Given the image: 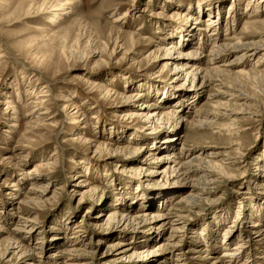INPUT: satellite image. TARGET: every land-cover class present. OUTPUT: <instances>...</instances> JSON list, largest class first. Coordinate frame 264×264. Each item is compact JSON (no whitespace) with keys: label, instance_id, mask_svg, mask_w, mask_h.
Masks as SVG:
<instances>
[{"label":"rangeland","instance_id":"obj_1","mask_svg":"<svg viewBox=\"0 0 264 264\" xmlns=\"http://www.w3.org/2000/svg\"><path fill=\"white\" fill-rule=\"evenodd\" d=\"M198 1L0 0V264H137L135 251L157 246L160 255L140 264H264L256 231L264 227V0H200L212 14L198 12ZM212 18L215 27L201 31ZM182 28L192 32L190 44ZM121 30L136 36H119ZM172 45L176 55L203 56L166 67L164 49ZM186 62L209 70V80L179 74ZM221 64H230L222 75L212 70ZM167 86L197 95L183 94L188 102L179 107L164 101ZM44 88L49 96L35 100ZM107 89L114 94L105 96ZM6 100L16 104L18 122ZM144 103L160 117L176 107L177 118L154 131L147 115L127 117ZM239 109L245 112L237 115ZM152 131L160 141L174 135V146L153 147L142 134ZM226 155L234 180L205 184L197 169ZM185 164L193 170L187 180L174 173ZM171 187L177 193L159 207L130 204ZM187 193L198 196L192 209L179 203ZM153 199L158 205L155 196L146 201ZM146 212L148 221L136 218ZM179 212L187 216L184 231L173 232L165 223ZM157 215L166 218L151 219ZM121 216L133 218L130 226ZM239 245L237 258L225 255Z\"/></svg>","mask_w":264,"mask_h":264},{"label":"bare ground","instance_id":"obj_2","mask_svg":"<svg viewBox=\"0 0 264 264\" xmlns=\"http://www.w3.org/2000/svg\"><path fill=\"white\" fill-rule=\"evenodd\" d=\"M256 1V0H255ZM207 5L208 4H205V3H203V2H201L200 0L198 1V4H197V8H198V12H201V11H205L204 10V8L206 9V10H208L211 14H212V10H211V8H208L207 7ZM209 6V5H208ZM127 13L128 12H125V13H123V14H121V15H119L118 16V18H116L114 21H113V23H117V22H120V21H123L124 20V18L125 17H127ZM190 20H192L191 18H190ZM50 22H53V20H50ZM208 22V21H207ZM216 21H215V18H212L208 23V25H207V28L206 29H199V30H201V31H207V30H211L212 29V26L214 25V23H215ZM125 24V23H124ZM118 26H116V27H113L112 26V31H111V33H113V32H115V30L114 29H116ZM183 27V26H182ZM185 27V26H184ZM214 27H215V25H214ZM213 27V28H214ZM181 31V33H180V37H181V39H182V41L183 42H185V41H187L186 43H188V44H190L189 42H191V40H192V37H193V35H192V32H190L189 31V29H183L182 28V30H180ZM209 32H211V31H209ZM120 33H123L124 35L126 34L127 35V37H134V36H136L135 35V33L134 32H128V33H126V32H123L122 30L120 31V32H118L117 34L120 36ZM115 34H116V32H115ZM172 35V34H171ZM173 36H175L174 34H173ZM119 38V37H118ZM207 38H214L213 39V42H214V40H216L217 38H216V36L213 34V33H211L210 35L208 34L207 35ZM206 38V39H207ZM173 39H178V38H176V37H173ZM172 39V40H173ZM181 41V42H182ZM184 44V43H183ZM216 44V43H215ZM234 45L236 46V44H233L231 47L232 48H229L230 50H233L235 47H234ZM120 46H122V45H120ZM120 46H118V49L119 48H121ZM214 47H217L218 49H217V53L220 51V48H219V45H214ZM213 47V48H214ZM222 47V46H221ZM234 47V48H233ZM176 49H177V46H175V45H172L170 48H165L164 49V51H165V55L162 57V58H164V59H166V63H164V66H169V65H175V63H176V61H174V60H177V59H179V58H182V57H191V58H194V59H199L200 57H202L203 56V54L201 53V51H199V50H197L196 52H195V55H192V54H189V53H180V52H177V54L178 55H176ZM254 51L256 50H259V48H252ZM212 52H214L213 50H212ZM257 53V52H256ZM255 53V54H256ZM244 55H252V53H245ZM35 58V56L33 55V57H32V60ZM196 59V60H197ZM38 60V59H37ZM195 60V61H196ZM196 62H199V61H196ZM196 62H186L184 65H182V66H180L179 67V74L181 73V74H184L185 76H186V78H192L193 77V81H194V79H196V76L197 75H199V77H198V80H200V79H202V84L203 83H205V81L206 80H209V79H207V76H208V71L209 70H205V69H203V68H201V67H199L198 65H196ZM34 64H35V62H33ZM230 64H221L219 67H217V68H214V69H212V70H214L215 72H217V74H220V75H222V73H224V72H226L225 70H222V67H228ZM216 67V66H215ZM237 73L238 74H240V75H242V76H245V77H247V76H249V74H250V72H248V71H246V70H244V69H239L238 71H237ZM253 78V77H252ZM251 78V79H252ZM256 79V78H255ZM87 83H88V81H87ZM86 83V84H87ZM202 86V85H201ZM91 88H93V89H95L96 91H101V89H103V88H100V86L99 85H95V83L94 84H91ZM100 88V89H99ZM92 90V89H91ZM104 90V89H103ZM170 90H171V88H170V86H167L166 87V90L164 91V93H163V95H164V101L166 102V103H171L172 101H173V103L175 102V103H177L178 105H179V107H183L185 104H187V102H188V100L186 99H183L184 98V95L183 94H187V95H185V96H188L187 98L189 99V97L190 96H192L193 98L197 95V93L196 92H194V91H192V90H190V92H186V93H179V91H178V93H176V92H173V91H171L170 92ZM90 91V90H89ZM107 91V93H105V91L104 92H102L105 96L107 95H113V94H109V92H110V90L109 89H107L106 90ZM181 91V90H180ZM92 92V91H91ZM235 92H237V90L235 91ZM238 93V92H237ZM49 96V90H48V88H44L43 90H41L37 95H35V100H43V99H45L46 97H48ZM143 96V92H140V93H132L131 95H128L127 97H125V100L126 101H131V100H136V99H138V98H140V97H142ZM231 98L233 97V98H239V101H242L243 100V98L244 97H246V96H244V95H242V94H239V95H236V96H234V94L233 95H231L230 96ZM66 98H67V100L65 101V103L66 102H68L69 104H70V101L72 100V98L68 95V96H66ZM246 98H248V97H246ZM69 100V101H68ZM245 101V100H244ZM44 102V101H43ZM37 103V102H36ZM40 103V102H39ZM146 103H144V104H142L140 107H141V110L140 111H134V112H132L131 114H127V117H129V118H134V119H136V118H141V117H144L145 115H147L148 117H147V119L148 120H150V122L149 123H151L152 125H153V129L152 130H154V131H157V129L159 128V125L158 124H162V122H160V121H166V120H171V119H174V117L175 118H177L176 116H174V114L175 113H178L179 112V110H177V109H175L176 107H174V108H170V109H168V111H167V113H164V114H162V116L160 117V113H158V110L156 109L155 111H153V112H148V111H144L143 109H145V108H149L150 106H146L145 105ZM65 105H67V104H65ZM246 104H244L243 103V106H245ZM146 106V107H145ZM151 106H152V104H151ZM66 108H67V106H66ZM5 110H8V111H11L12 110V119H14V122H18V117H17V106H16V104L13 102V101H10V100H6V102H5ZM37 110V109H36ZM63 110H64V107H63ZM66 110V109H65ZM64 110V111H65ZM38 111V110H37ZM243 111H244V109H239V111L237 112V113H239V114H237V115H240V114H242L243 113ZM19 112V111H18ZM79 110H75V111H72V113L70 112V117H71V121L74 119V116L75 115H77V114H79ZM245 112V111H244ZM145 113V114H144ZM223 114V113H222ZM38 115V114H37ZM39 115H45V113H42V114H39ZM66 115V114H65ZM82 115H83V117H82V119H84L85 117V115H84V113L82 112ZM234 115V113L232 112L231 114H227V113H224L223 114V116H227V117H232ZM38 117V116H37ZM45 117H48V115H46ZM235 118H237L236 116L231 120V122H230V124L228 125V126H226V129H223V131H225V132H227V131H229L230 130V128L232 127L233 128V126H235L234 125V123H237V121H236V119ZM239 118V117H238ZM182 121H184V119L182 120ZM13 124H17V123H13ZM13 126H16V125H13ZM151 128L152 127H149V130L151 131ZM164 128V127H163ZM141 131V130H140ZM154 131H152L151 133H147V134H145V133H142L143 135H145L146 137H148V138H145V139H149V141H146V142H149V143H152V145H153V147H156V148H158V146H160L161 144H165V146H168V147H173L174 146V142H175V136L174 135H169V136H167L166 137V140H163V141H160V139L158 138V136H152V137H154V138H150V135H154ZM242 131H244V129H241V130H239V128H238V131L237 132H235V133H241ZM159 132H161L160 131V129H159ZM232 132V131H231ZM155 134H156V132H155ZM136 136H138L137 134H136ZM81 136H79L78 138H80ZM75 139H77V138H75ZM86 141V140H85ZM88 142V141H87ZM147 149V148H146ZM141 150V149H140ZM140 152V151H139ZM55 154V153H54ZM176 156H174L173 154H171L168 158H167V160L169 161V160H172L173 158H175ZM231 159V157L230 156H228V155H226V158L225 159H222V160H219V161H215V162H208L207 164L208 165H202V166H200L197 170H199V171H201L200 173H202L203 172V179H202V181L205 183V184H207V185H209V184H215L217 181H219V180H221V182L224 180V181H226V182H231V181H233L234 180V178H235V176L233 175V174H231V173H229L228 171H227V168H226V166L227 165H229V166H231V165H233L234 164V162L233 161H231L230 160ZM38 172V171H37ZM176 172V176L178 175V174H180L179 175V177L180 176H182L183 178H185L186 180L188 179V176L191 174V173H193V170H191V168H189V167H187V164H185V165H183V166H180V167H178L177 169H175L174 170V173ZM34 174V173H33ZM200 185H202V184H200ZM100 187V186H99ZM206 188H207V186H206ZM97 187H95L94 189H93V193L94 192H96L97 191ZM171 190H166V189H164V188H157V189H155V188H153L152 190H154V191H151V193H149L150 195H148L147 196V198H144L143 197V200L144 201H141V199H140V201H132L130 204L131 205H138L139 204V206H141L142 207V205H143V207H148V208H155V207H159V204L161 203V202H164L165 200L167 201V199H168V197H171V195L172 194H176L177 192L175 191V190H172V189H174V187H171L170 188ZM191 192H193L194 190L191 188V190H190ZM201 194V193H200ZM94 195V194H93ZM150 196H155L156 198H158V205H156L155 204V202H157V201H155L154 199L153 200H149V201H146V199H149L150 198ZM201 196V195H200ZM196 199H198V196H196L195 194H192V193H187V194H184L183 195V197L181 198V200H180V205L181 204H183V205H185V207L186 208H189V209H192V208H194V204L196 203ZM96 201V200H95ZM142 207V208H143ZM264 208V207H263ZM189 209L187 210V211H189ZM259 213H261V215H263L264 214V212H263V210L261 211V210H259L258 211ZM117 213L118 212H115L114 214H113V216H116L117 215ZM175 215V214H174ZM147 216H150V214L148 215V213L146 212V213H143V214H140L139 216H136V218H140V219H143L144 221H148L149 219L147 218ZM177 216V218H174V219H169V221L168 222H166L165 224H171L172 226H173V229H172V231L173 232H183L184 230L182 229L183 228V226H182V224H183V219L184 218H187V216H184V214H183V212H179V214L178 215H176ZM175 216V217H176ZM118 217V216H117ZM125 218H127V216L125 217ZM124 218V216H121V221H120V223H127V225H129L130 226V222H132V220H133V218H127V219H125ZM164 218H166L164 215H157V216H153L151 219H155V220H161V219H164ZM123 219H125L124 221H123ZM173 223H176V224H180V225H176V224H173ZM255 223V222H254ZM126 225V226H127ZM261 224L260 223H257V224H254L252 227L253 228H258L259 226H260ZM252 228V229H253ZM77 230V229H76ZM208 230V229H207ZM257 232H259L260 233V235H259V237H260V243H262V244H264V227L262 226V228L260 229V230H256ZM77 232V231H76ZM202 232V231H201ZM251 235V234H250ZM250 235H249V237H250ZM152 235H149V236H147V237H145V238H150ZM198 236V235H197ZM211 236V235H210ZM214 236V235H213ZM199 238V237H198ZM206 238V237H205ZM251 238H249V240H250ZM263 239V240H262ZM148 240V239H147ZM252 240V239H251ZM261 241H263V242H261ZM15 244H16V246L18 245V242H14ZM148 243V242H147ZM124 244H122V243H117L116 244V247L117 246H120V247H122ZM134 246V245H133ZM161 247V246H160ZM160 247H154V248H152V249H149V250H145V249H141V250H139V251H135L132 255H131V257H135V260H134V262H137V264H140V263H142V262H144V261H150V260H152V259H148L150 256H152V255H157V256H159L160 255V253L163 251ZM116 249H118V248H116ZM133 249V247H132V245L131 246H129V247H127V248H125L124 249V251L125 252H130L131 250ZM241 249H243V246L241 245H239V247H234L233 248V250L231 251V252H234V253H229V252H226L225 253V255H227V256H230L231 258H233V256H236L235 258H237V255L238 254H236L235 252H239V251H241ZM205 251V250H204ZM240 253V252H239ZM183 255H184V253H183ZM150 258H152V257H150ZM187 258V257H186ZM165 259H166V257L164 258V259H162V260H164L165 261ZM229 260H231V259H229ZM162 263H164V262H162ZM213 263H216V264H221L222 262H221V260L220 259H217L216 258V261L215 262H213ZM135 264V263H134Z\"/></svg>","mask_w":264,"mask_h":264}]
</instances>
